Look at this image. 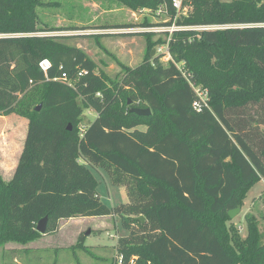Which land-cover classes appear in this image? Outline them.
Masks as SVG:
<instances>
[{"label": "trees", "instance_id": "1", "mask_svg": "<svg viewBox=\"0 0 264 264\" xmlns=\"http://www.w3.org/2000/svg\"><path fill=\"white\" fill-rule=\"evenodd\" d=\"M115 1L181 28L175 63L152 55L169 33H147L142 63L111 78L71 37L39 25L43 0H0V116L28 120L13 178L0 173V248L42 238L45 217L49 235L62 220L119 216L124 264H264L260 220L247 215L243 238L229 217L264 180V0H183L181 14L173 0ZM211 25L232 27L192 29ZM191 83L208 91L210 110H193ZM130 101L151 115L131 113ZM86 109L96 119L83 133ZM91 168L128 202L107 206Z\"/></svg>", "mask_w": 264, "mask_h": 264}, {"label": "rangeland", "instance_id": "2", "mask_svg": "<svg viewBox=\"0 0 264 264\" xmlns=\"http://www.w3.org/2000/svg\"><path fill=\"white\" fill-rule=\"evenodd\" d=\"M43 2L46 6L37 9L39 25L61 30L56 34L71 37L66 42L86 51L97 63L99 71L105 72L111 78L122 73L123 65L134 69L142 63L146 51L145 34L151 33L154 41L160 37L164 38L162 32L148 31L146 24L160 28L158 26L170 20L167 15L161 13L155 14L146 10L133 12L115 0ZM119 28L133 30L128 33L105 32ZM131 108L137 107L131 103ZM95 119V112L86 109L82 125L89 126ZM23 120L28 122L25 118ZM9 122L0 119V136L12 127V121ZM21 130L23 133L24 129ZM91 170L99 182L98 194L107 206L113 208L128 202L124 186L112 184L108 173L102 170ZM247 215H253L260 220L261 232L264 235V221L261 219L264 215V180L250 189L241 213L232 221L243 238L247 236ZM57 231L54 233L56 235L47 236L25 246L15 244L18 247H26V250L22 248L24 253H21L22 250L0 248V264H6L4 261L8 259L22 262L26 259L35 264H115L118 239L129 235L119 216L76 219L58 224Z\"/></svg>", "mask_w": 264, "mask_h": 264}, {"label": "crops", "instance_id": "3", "mask_svg": "<svg viewBox=\"0 0 264 264\" xmlns=\"http://www.w3.org/2000/svg\"><path fill=\"white\" fill-rule=\"evenodd\" d=\"M0 119L5 121L6 123H10L9 120L12 121L11 123L12 127L9 128V131L2 132L3 134L0 136V173L2 174L3 179L6 182H9L13 178L14 172L18 166V162L24 148V143L28 131V122L26 120L24 121L23 118L19 116L17 117V115L15 114L9 116H0ZM21 128L24 129L23 133L21 132L22 131ZM77 219H82V218H77ZM72 220H76V219L62 220L58 224H63L64 222H70ZM60 232H62V228L60 229ZM54 233L49 235H43V237L40 239L46 238L47 236L53 235ZM15 244L16 243L6 244L4 246V250H8V249L22 250V248L23 249L26 248L20 246L18 247ZM24 250H22L23 252L21 253H24ZM4 262L6 264H35V262L33 261L28 262L26 261V259L23 262L22 260H17V259H14V261L12 259H8Z\"/></svg>", "mask_w": 264, "mask_h": 264}, {"label": "built area", "instance_id": "4", "mask_svg": "<svg viewBox=\"0 0 264 264\" xmlns=\"http://www.w3.org/2000/svg\"><path fill=\"white\" fill-rule=\"evenodd\" d=\"M173 7L176 9V11L178 12V14L181 13H185V11L183 10V0H173ZM184 11V12H183ZM160 14V13H158ZM162 14V13H161ZM169 22V21H168ZM167 22V23H168ZM160 28H153V27H149L148 31H153V32H162V33H169V37L166 41V43L161 44L158 46V48L156 49V53L155 56L159 59V62L162 63L163 65H170L171 63H175L171 52H170V48H169V44L171 41V37L174 31H176L177 29H181L178 28L176 26V24H173L170 27H166L164 25L158 26ZM232 26H215V25H211V26H200V27H194L192 28L194 31L197 32H202V31H216V30H225L228 28H231ZM133 29H129V30H125V29H114V30H105V32L107 33H128V32H132ZM56 34V33H55ZM54 35V34H51ZM39 67L41 69L42 72L45 73V75H47L49 69L51 68V62L49 60H44L39 64ZM178 68L180 69V65H178ZM82 75V73L80 74ZM57 80V79H56ZM194 94H195V100L192 104V108L195 112L197 113H201L205 110H210V105H209V93L207 90L202 89L199 86H196L194 84H190ZM82 127V132L84 133V131L87 128V125L85 126H81ZM115 264H124V258L123 256L117 255V258L115 260Z\"/></svg>", "mask_w": 264, "mask_h": 264}, {"label": "water", "instance_id": "5", "mask_svg": "<svg viewBox=\"0 0 264 264\" xmlns=\"http://www.w3.org/2000/svg\"><path fill=\"white\" fill-rule=\"evenodd\" d=\"M156 53V50L153 51L152 55L154 56ZM129 105H131V101L129 102ZM41 107H38L36 110L39 111ZM131 113L136 114L141 117H147L151 115V110L150 109H140V108H131L130 110ZM241 213V209L238 208L236 210H231L229 211V217L234 220L237 215ZM143 222L144 219L140 218ZM48 222H49V217L43 218L41 221H39L37 225V232H39L42 235H46L47 233V228H48Z\"/></svg>", "mask_w": 264, "mask_h": 264}]
</instances>
